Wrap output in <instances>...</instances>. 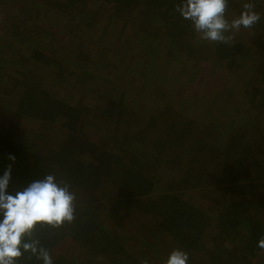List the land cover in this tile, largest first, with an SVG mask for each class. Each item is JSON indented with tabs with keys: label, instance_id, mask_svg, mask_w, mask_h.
<instances>
[{
	"label": "rangeland",
	"instance_id": "obj_1",
	"mask_svg": "<svg viewBox=\"0 0 264 264\" xmlns=\"http://www.w3.org/2000/svg\"><path fill=\"white\" fill-rule=\"evenodd\" d=\"M46 1L0 0V69L12 78L25 74L24 80L33 92L25 91L26 87L21 86L24 82L19 86L10 81V89L5 94L12 101L2 100L8 104L0 106V128L6 126L14 106L22 108L20 95L31 92L38 100L48 96L49 102V105L43 103L30 108L27 113L17 109L16 116L21 111L26 114L16 124L12 135L17 144L27 151L38 149L42 153L60 142L64 132L60 126L65 116L62 112L57 114L52 105L53 101H60L65 106L85 110L80 118L81 132H77L79 136L84 134L85 139L81 140L85 141V147L89 144L91 148L74 153L90 164L106 163V157L99 158L100 153L121 155L126 151L123 166L131 165L128 151L134 143L147 154V161L151 163L149 172L162 180L160 184L156 182L155 193L164 190L162 185L176 189L186 201L201 207L209 216L216 203L234 195L229 191L223 196L224 189H218L219 185L228 188V179L239 186L250 184L258 194L255 198H260L258 187H264V171L259 173L255 162L264 160V116H257L242 88L244 78L252 69L253 53L236 54V47L245 45L252 49L258 39L264 44L257 26L227 32L225 35L232 39L218 43L201 40L184 19L175 28L186 23L188 31L184 32V37L187 39L177 50L172 40H177L180 33L174 37L176 29L149 15L156 5L150 0H125L126 4L119 6V10L104 0H88L86 8L78 5L73 10V14L82 9L84 16L89 14L86 25L83 19L74 21L65 14L48 13L44 26L38 23L34 26L27 21L23 26L25 34L23 29L13 26L16 18L21 16L23 20V11L33 16L45 9ZM257 1L255 7L264 6V0ZM243 6L244 3L239 14L228 10L226 19L231 22L238 18L245 11ZM153 39H157L154 45H148ZM36 52L43 55L44 60H34ZM19 56L26 61H19ZM255 77L258 79L256 74ZM8 79L0 85L10 83ZM260 80L263 90L257 93L255 103L264 101V75ZM110 100L116 105L100 117L101 113L93 105L103 109ZM255 126L257 128L251 130ZM210 127L215 129L211 135L208 134ZM236 127H242L246 133L242 137L234 135L232 130ZM127 134L132 136L130 145L124 141L123 149L113 148L118 142L115 136L128 139ZM178 134L186 136L178 138ZM213 145L221 149L212 154ZM238 147L251 153L250 164L241 172L238 171L239 156L233 157ZM258 154L262 158H258ZM71 155L70 162L64 163L77 171L80 163L74 159L73 152ZM225 155L232 157L231 162L237 160L233 166L236 174L219 180L220 184L214 189L212 183L216 181L211 169L226 162ZM47 165L53 170L57 163L47 162ZM98 173L106 176V165ZM206 230L209 234L214 232L212 227ZM209 234L204 236L206 241ZM207 245L206 249L210 250L211 242ZM61 254L69 263L82 264L85 259L82 251L74 246L56 248L51 257L55 259Z\"/></svg>",
	"mask_w": 264,
	"mask_h": 264
},
{
	"label": "trees",
	"instance_id": "obj_2",
	"mask_svg": "<svg viewBox=\"0 0 264 264\" xmlns=\"http://www.w3.org/2000/svg\"><path fill=\"white\" fill-rule=\"evenodd\" d=\"M78 1L47 0L45 9L39 10L42 11L41 13L38 11L33 16H29L23 11V20L21 16L18 17L19 19L16 18L13 26L23 29L25 34L27 32L23 26L27 25V21L34 26L37 23L44 26L48 13L65 14L68 15L67 19L74 21L83 19V23L86 25L89 14L85 13V17L82 10L87 7L86 3L89 2L81 0V3L78 4ZM152 1L156 5L153 6V13L149 15H152L155 21L166 22L170 28L176 29L174 37L177 36V32L180 33L177 40H172L175 45L177 44L176 49L178 50L177 46L185 45L187 37H184V32L188 31L186 23L175 28L179 22L184 20L176 11L177 6L181 5L183 0H150V2ZM104 2L112 4V8L117 10L120 9L119 6L126 4L125 0H104ZM254 2L256 4L258 1ZM243 3H253V0H228L226 13L228 10L241 13ZM78 5H81L83 9L73 14L75 6ZM254 11L260 14L261 19L253 28L256 29L257 26L261 37L264 38V6L257 5ZM90 13L92 14V12ZM42 15H45L44 18L41 17ZM152 17L150 16V20ZM186 22L190 23L191 29H193L191 21L186 20ZM80 23L81 21L79 25ZM155 41L157 39H153L147 44L153 46ZM254 45L256 46H253L252 49L245 45L241 48L236 47V54L248 56L253 53L250 60L252 69L248 71L249 75L244 78L245 86L242 88L244 96H248L253 110L259 117V115L264 116V101L255 103L254 98L263 90L262 87L260 88V83H262L260 76L264 75V44L258 39L257 44ZM224 50L226 51V49ZM220 51L221 48H218L217 52ZM33 59L44 60V56L36 52ZM18 60L24 62L26 58L19 56ZM6 76L9 78V82L12 81L16 85L20 86L24 82L21 86L26 87L25 91L32 92L31 87L27 85L28 81L24 80L25 74H19L20 77L12 78L9 77L8 72L0 69V82L6 80ZM10 84L11 82L6 83L5 86L0 85V106L12 101L8 94H5L10 89ZM31 92L20 95L22 108L20 109L21 105L14 106L11 109L13 112L8 115L6 126L0 128V175L3 174L6 165L10 163L8 156L11 154L16 157V161L13 164L12 179L8 187L10 194L22 191L34 180H43L47 175H53L60 186L65 184L69 186V191L75 195L76 199L72 222H65L59 227L38 224L31 237L24 238L25 243L38 241V249L43 248L50 257L56 248H62L64 245L78 247L85 258L82 264H166L174 249L188 253L187 264H264V250L258 247V242L264 238V195L262 196L264 187H258L261 194H259L260 198L256 199L258 194L250 184L239 186L234 180L228 179V188L219 185L221 182L219 180L235 176L236 171L233 170V166L237 160H240L238 161L239 172L246 168L250 164L251 153L238 147L239 151L233 154V157L239 156L237 160L231 162L232 157L225 155L223 160L226 162L218 159V162L221 161L222 164L211 169L216 181L212 183V188L217 189L219 185L218 189H224L223 196L229 191L234 195L216 203L217 206L213 209L212 216H209L201 207L186 201L176 189L162 185L164 190H161L160 193L154 192L156 182L160 184L162 180L158 175L149 172L151 163L147 161V154L141 148L134 146V143L130 145L131 134H127L128 139H125V136L123 138L116 135L115 139L118 142L113 146V148L123 149L124 141L129 143L132 147L128 151L129 157L132 159L131 165L123 166L122 159L125 158L126 151L121 155H115L113 152L111 154L100 153L99 158L102 160L106 157V163L100 161L97 165L82 160L83 157L78 154L75 155L74 151L83 153L85 148H88L89 151L91 148L89 144L87 147L84 146L85 141L82 142L81 139H85V136L84 134L79 136L77 132H81L80 118L85 111L83 109L79 111L78 107L65 106L60 101H53L52 105L53 107L55 105L56 113L62 112L65 116V122L60 126L64 131L60 136V142L42 153H39L38 149L29 151L24 149L12 138L16 124L26 116L25 112L27 113L30 108L40 107L43 103L49 105L48 96L45 95L44 100H38ZM4 99L8 103L2 101ZM160 100L161 98L158 99V102ZM115 105L110 100L105 102L104 110L98 109L96 105H93V108L98 110L102 117L106 115L108 109ZM17 109L25 112L21 111L20 115L16 116L15 114L19 112ZM118 111L126 113L123 110ZM117 115L120 116V113ZM255 122L257 123V121ZM257 127H252L251 130ZM214 130L212 127L208 128V134L211 135ZM232 132L234 135L242 137L246 130L236 127ZM185 136L178 134L176 137L185 138ZM210 149V153L213 154L221 147L213 145ZM71 152H73V156L75 155L74 159L80 163H77L79 164L77 171L64 163L70 162ZM257 157L262 158L259 154ZM47 162L48 164L57 163V166L52 170ZM102 164L106 165V176L98 173L104 167ZM255 164L258 172L264 171V160L256 161ZM84 190L85 193L82 194ZM257 202L260 203L257 204ZM214 220L216 221L213 222ZM208 227H212L214 230L212 234L206 232ZM205 234L210 235L207 238L208 241L204 237ZM67 241L70 242L66 243ZM209 242L212 247L207 250ZM38 255L39 253L33 255L30 251L23 252V255L18 258L17 264H44ZM52 262L53 264H79L75 261L66 262L63 254L52 259Z\"/></svg>",
	"mask_w": 264,
	"mask_h": 264
},
{
	"label": "clouds",
	"instance_id": "obj_3",
	"mask_svg": "<svg viewBox=\"0 0 264 264\" xmlns=\"http://www.w3.org/2000/svg\"><path fill=\"white\" fill-rule=\"evenodd\" d=\"M245 11L229 22L226 19L228 0H183L176 11L191 21L194 31L201 40L228 43L232 37L225 35L230 31H239L241 27L252 28L261 19L254 11V3H245ZM10 163L0 175V264H17L23 252L39 253L38 258L44 264H53L49 253L37 247L38 241L25 243V237H31L38 224L59 227L74 219L75 195L69 186H60L53 175L43 180H34L22 191L8 192L12 179L14 155H9ZM264 250V238L258 242ZM23 250V251H22ZM189 255L180 249H174L166 264H187Z\"/></svg>",
	"mask_w": 264,
	"mask_h": 264
}]
</instances>
